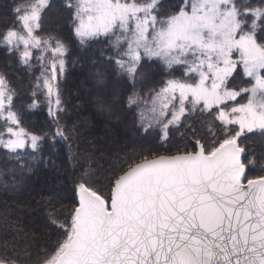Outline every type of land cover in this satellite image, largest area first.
Wrapping results in <instances>:
<instances>
[{
  "label": "snow or ice",
  "instance_id": "6c2138e0",
  "mask_svg": "<svg viewBox=\"0 0 264 264\" xmlns=\"http://www.w3.org/2000/svg\"><path fill=\"white\" fill-rule=\"evenodd\" d=\"M55 6L13 0L0 26L4 67L39 70L28 103L0 71L11 180L36 162L56 167L38 155L47 131L25 126L44 104L52 151L64 142L71 152L60 124L70 44L93 53L100 112L121 106L158 146L106 166L76 160L71 196L36 201L55 243L33 261L36 234L4 240L0 264H264V146L253 139L264 140V0H61L67 35L50 25Z\"/></svg>",
  "mask_w": 264,
  "mask_h": 264
},
{
  "label": "trees",
  "instance_id": "16d2710c",
  "mask_svg": "<svg viewBox=\"0 0 264 264\" xmlns=\"http://www.w3.org/2000/svg\"><path fill=\"white\" fill-rule=\"evenodd\" d=\"M60 2L61 0H54L56 6L50 25L60 22L65 29L62 34L67 35V14H60ZM12 4L13 0H0V26L11 22L6 14L10 12ZM69 46L70 61L76 63H69L67 75L61 82L63 107L66 111L61 113L60 124L69 133L71 152L64 142L56 144L57 151H52L50 137L56 125L51 123L47 115V104L28 112L25 126L38 132L47 131L48 135L44 137L45 142L38 155L45 161L51 158L55 161L56 167L36 162L31 171L25 170L22 181H12L11 171L16 165L0 151V173H3L0 175V242L8 240L10 244L20 243L21 237H25L24 243L28 244L36 234V241L30 243L29 247L33 261L42 254L43 248L51 247L56 238L54 231L43 227L45 216L36 201L51 191L61 193L65 197L71 196L76 179L73 173L78 168L76 160L83 162L87 156L106 166L118 157L126 159L134 150L146 148L150 144L153 147L158 146L154 142V137H145L138 130L132 114L124 111L121 106L114 105L111 114L107 111L100 112L95 102L96 87L91 75L92 63L87 58L93 53H87L74 44ZM7 59L0 51V71L8 72L13 84L22 93L19 102H30L27 98L31 91V77L39 75V70H33L30 76L27 69L18 68L14 61L5 68ZM253 139L256 147L264 146V140L260 137ZM63 203L68 205L71 200L65 199ZM17 230H20L19 236L16 235Z\"/></svg>",
  "mask_w": 264,
  "mask_h": 264
}]
</instances>
